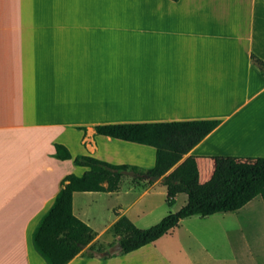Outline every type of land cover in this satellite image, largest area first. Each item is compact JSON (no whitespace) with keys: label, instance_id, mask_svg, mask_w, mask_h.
<instances>
[{"label":"crops","instance_id":"0c3cea01","mask_svg":"<svg viewBox=\"0 0 264 264\" xmlns=\"http://www.w3.org/2000/svg\"><path fill=\"white\" fill-rule=\"evenodd\" d=\"M253 56L264 62V0H0V264H47L33 234L63 179L86 171L56 159L55 145L115 164L106 155L123 141L96 126L222 120L189 154L194 186L211 181L215 158H264V74ZM162 180L126 175L116 192L75 193L73 205L80 194L120 196L108 229ZM105 253L69 264H264V200Z\"/></svg>","mask_w":264,"mask_h":264},{"label":"trees","instance_id":"16d2710c","mask_svg":"<svg viewBox=\"0 0 264 264\" xmlns=\"http://www.w3.org/2000/svg\"><path fill=\"white\" fill-rule=\"evenodd\" d=\"M252 63L264 74L262 60L253 56ZM221 124L220 119H209L101 125L94 128L97 136L153 148L155 164L150 170L127 164H111L91 155L74 158L67 147L56 144V159L73 161L74 166L86 168V171L82 176L70 174L63 179L53 205L33 234L36 251L47 264H69L82 252L85 257L94 258L109 251L95 241L98 234L74 214V194L114 193L126 175L134 180H144L146 175L163 178L167 204L173 206L175 198L182 194L188 197V203L148 229H140L128 217L122 216L109 229L115 240L109 247H119L113 252L109 251L110 256L126 255L150 245L176 229L187 218L235 212L258 196L264 200V158H215L220 165L211 181L197 186L188 181L189 174L196 166V157L190 156V152ZM84 248H87L85 252Z\"/></svg>","mask_w":264,"mask_h":264},{"label":"rangeland","instance_id":"374dc122","mask_svg":"<svg viewBox=\"0 0 264 264\" xmlns=\"http://www.w3.org/2000/svg\"><path fill=\"white\" fill-rule=\"evenodd\" d=\"M105 141V140H104ZM121 143V142H120ZM78 154V150L74 151ZM104 156V155H101ZM110 156L111 162L115 164H128V165H137L141 168H148L154 162V150L146 146H137L122 142L119 144L118 148L111 149V152L106 155ZM98 158V155L94 156ZM130 177L127 179V182L130 181ZM144 186L152 185L153 182L142 180ZM163 181V180H162ZM209 181V178H203L202 183ZM140 182V181H138ZM159 183V181H157ZM134 196V195H132ZM120 196H111L109 194H80L75 198V212L81 209L82 214L84 215L83 221L88 223L89 226L99 234V239L97 240L98 244L103 245L105 248H108L110 252H113L117 249V245L113 248L109 247V244L114 242V238L110 235L109 229L106 227L114 218V212L112 211L113 207H116L120 201ZM131 197L127 199L130 200ZM167 195L164 186L159 185L155 187L149 196L144 200L140 201L135 208L128 212L127 217L132 221H136L133 217L134 213L139 211H146L149 215L146 217V220L143 224H137L139 228L146 229L150 225H154L158 219L163 215H167V212L175 213L183 208L187 202V196H179L173 206H169L166 202ZM165 214V215H164ZM82 216V215H81ZM162 217V218H163ZM247 216L244 215L243 220L245 222ZM113 226V225H112ZM111 226V227H112ZM106 229V230H105Z\"/></svg>","mask_w":264,"mask_h":264},{"label":"water","instance_id":"95a60500","mask_svg":"<svg viewBox=\"0 0 264 264\" xmlns=\"http://www.w3.org/2000/svg\"><path fill=\"white\" fill-rule=\"evenodd\" d=\"M146 179H150L152 181H159L161 178L160 177H150L149 175L145 176ZM105 255H108V253H105Z\"/></svg>","mask_w":264,"mask_h":264},{"label":"bare ground","instance_id":"6f19581e","mask_svg":"<svg viewBox=\"0 0 264 264\" xmlns=\"http://www.w3.org/2000/svg\"><path fill=\"white\" fill-rule=\"evenodd\" d=\"M244 221V220H243Z\"/></svg>","mask_w":264,"mask_h":264}]
</instances>
